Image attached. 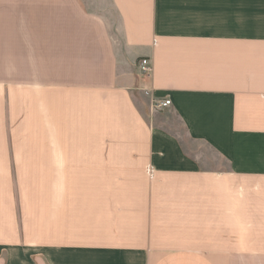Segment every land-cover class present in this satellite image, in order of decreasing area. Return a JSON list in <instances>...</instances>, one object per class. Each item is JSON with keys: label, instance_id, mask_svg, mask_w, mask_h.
<instances>
[{"label": "crops", "instance_id": "obj_1", "mask_svg": "<svg viewBox=\"0 0 264 264\" xmlns=\"http://www.w3.org/2000/svg\"><path fill=\"white\" fill-rule=\"evenodd\" d=\"M0 264H264V0H0Z\"/></svg>", "mask_w": 264, "mask_h": 264}, {"label": "built area", "instance_id": "obj_2", "mask_svg": "<svg viewBox=\"0 0 264 264\" xmlns=\"http://www.w3.org/2000/svg\"><path fill=\"white\" fill-rule=\"evenodd\" d=\"M138 71L140 75L142 76H149L152 72V64L149 58H142L138 64H137ZM145 94H148L147 91H145ZM171 104L170 99H153L152 100V108L154 109H163L164 107H167ZM146 175L151 179L155 175L154 167L151 165H148L145 168Z\"/></svg>", "mask_w": 264, "mask_h": 264}]
</instances>
